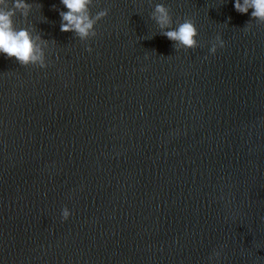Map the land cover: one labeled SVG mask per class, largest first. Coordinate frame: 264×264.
<instances>
[{
	"label": "water",
	"instance_id": "water-1",
	"mask_svg": "<svg viewBox=\"0 0 264 264\" xmlns=\"http://www.w3.org/2000/svg\"><path fill=\"white\" fill-rule=\"evenodd\" d=\"M27 2L15 26L50 41L48 67L0 55V264H264V25L244 31L252 10L94 0L92 14L109 15L81 41L60 30V0ZM157 3L174 26L195 20L199 47L176 51ZM217 35L226 46L211 54Z\"/></svg>",
	"mask_w": 264,
	"mask_h": 264
},
{
	"label": "clouds",
	"instance_id": "clouds-1",
	"mask_svg": "<svg viewBox=\"0 0 264 264\" xmlns=\"http://www.w3.org/2000/svg\"><path fill=\"white\" fill-rule=\"evenodd\" d=\"M60 2L67 9V11H59L60 30L74 33L81 41H89L98 35L96 25L106 18L110 11L105 8L93 15L91 8L94 0H60ZM234 7L241 14H247L250 9L252 10L251 19L243 27L246 33L251 32L254 27L253 21L257 25H264V0H235ZM32 9L33 5L27 0H0V55L9 59L14 58L24 67L37 65L40 68H47L45 50L49 47L50 41L45 40L38 33L34 34V28L17 29L15 26L17 14L27 21ZM53 9L56 10L55 5ZM151 18L158 25L160 34L174 42L176 51L195 49L200 46L197 40L199 32L194 19L186 18L177 21L174 26L172 11L163 3L155 4ZM225 46V41L217 35L212 42L210 53L215 54L218 48ZM86 50L93 51L91 46H88ZM70 215V210L65 207L62 210V218L68 220ZM220 255V251H215L209 259H217Z\"/></svg>",
	"mask_w": 264,
	"mask_h": 264
}]
</instances>
